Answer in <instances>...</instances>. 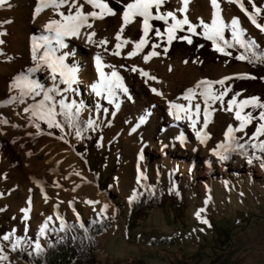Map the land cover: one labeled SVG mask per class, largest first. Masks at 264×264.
<instances>
[{
	"label": "rangeland",
	"instance_id": "obj_1",
	"mask_svg": "<svg viewBox=\"0 0 264 264\" xmlns=\"http://www.w3.org/2000/svg\"><path fill=\"white\" fill-rule=\"evenodd\" d=\"M82 2L83 11L87 13L84 0ZM131 2L132 0H113V3H106L115 15H104L103 19L89 17L88 23L92 27L81 28L88 31L95 29L97 38L93 44L102 46L100 41L105 40L110 49L108 52H112V57L108 53H102L101 58L108 68L96 72L94 80L105 81L111 77L112 72L126 81L127 76H130L131 82L127 83L125 91L116 87L109 93L106 86L100 84V98L96 99V105H90L92 109L95 106V113L86 117L82 111L78 114L75 112L73 105L77 99L69 91L71 84L66 85L58 79L56 92L50 93L53 99L45 102V105L54 106L55 121L60 127H49L46 119L33 115V106L44 99L42 91L39 95L24 97L25 108L29 111L22 114L21 125L25 130L24 137L30 139V155L35 157L39 166L35 165L36 169L31 177L25 176L24 181L20 180L15 166L5 158L6 163H1L0 152V225L16 235H30L42 227L45 229L54 224L89 217L110 218L111 226L98 236V264H264V155L228 157L222 148H218V145L229 143L225 138L229 126L234 129L232 137L245 133L246 127L242 131H235L240 125L235 113L239 110L242 116L246 115L248 105L242 106L240 101L250 99L251 93L243 91L236 96L231 111L228 110L231 98L224 95L222 100H209V124L204 149L195 135L205 119V99L200 93L208 89L207 85L196 88L197 82H214L230 77L224 81L226 83L244 75L248 71L247 67L224 60H193L186 49L166 52L165 48L153 43L152 25L145 37L147 43L143 49L137 55L129 57L133 43L144 35L143 19L135 17L124 27L121 40H116V33L123 23L124 6ZM242 2L246 10L255 16L257 24L264 27V0ZM86 5L90 12H100V9ZM183 7L184 4L178 5L174 0H164L159 9L153 7L150 11L160 13L161 9L163 13L173 12L177 19L187 18L190 24L202 20L211 25L213 19L218 18L223 22L224 28H233L232 21L235 18L242 34H247L259 46H264V31L256 24H249L243 16L231 11L226 5L220 9L221 15L210 7L207 0L199 1L196 7H186L181 12ZM59 12L68 15V6L54 9V20H60ZM117 43L121 47L119 55H114ZM88 48L86 47V52L91 55L94 48ZM153 51L157 53V57L152 56L145 62L144 57ZM93 62L96 63L94 60ZM7 65L5 59L0 58V70H4ZM140 70L151 71L154 77L171 84L172 100L180 102L182 99L185 108L193 109L197 104L200 105L198 125L191 126L194 133L188 134V146L181 150L166 145L156 156L148 152L139 156L138 149L142 139L131 125L129 108L138 100L140 90L154 104L162 108L165 104L162 97L147 93V89L139 81V78H143ZM0 74L5 72L0 71ZM136 85L138 90H135ZM219 85L221 84L213 83L210 91L218 95ZM187 89L194 90L192 102L184 99ZM78 92L80 98L85 97L83 110L87 99L88 103L89 99L95 97L92 92L88 96L84 95L82 87ZM61 101L65 105H72L71 112L86 121L85 133L74 127L72 120L68 118L69 110L61 107ZM184 114L182 124L188 125L193 118L190 119L186 112ZM33 127L37 129L33 130ZM193 147L196 148L194 154L188 153L186 148ZM61 148L66 154L53 158L56 149L60 151ZM220 153L226 155L227 159L221 160ZM246 161L251 165L248 170L235 166L236 163L243 165ZM194 162L196 167L201 168L206 164L210 167L209 172L204 175L195 173ZM218 165L224 166L225 171H218ZM149 183H158L163 188L171 184L180 186L184 191V209L179 214L168 204L154 207L134 227L128 228L125 225L126 201ZM16 186L23 192H29L27 198L12 197L11 193ZM33 200L40 203L36 211H30ZM25 201L27 208L24 209ZM50 205L51 208L54 206L53 213H57L58 207L60 220L51 216ZM200 209L204 210L200 213L201 219H206L207 224L196 216ZM162 236L168 237L169 243L154 245L148 241L151 237ZM0 256L15 260L18 264H29L26 257L10 252L6 245L0 246Z\"/></svg>",
	"mask_w": 264,
	"mask_h": 264
},
{
	"label": "bare ground",
	"instance_id": "obj_2",
	"mask_svg": "<svg viewBox=\"0 0 264 264\" xmlns=\"http://www.w3.org/2000/svg\"><path fill=\"white\" fill-rule=\"evenodd\" d=\"M174 1L178 5L183 4V0ZM199 1L203 2V0H189L187 7H196ZM77 2L78 4H83L82 0H77ZM207 3L210 4V7L214 11H216L218 15H221L220 9L224 8L223 6L226 5L228 8L231 9V11L234 10L238 14L243 16L249 24L255 25L249 19V16H253L256 20L255 16L246 10L242 0H217L218 7L215 8L213 7L211 0H207ZM241 5L243 6V9L245 11L241 10ZM41 6L43 8V5ZM36 7L37 0H6V3L0 5V41H3V43H0V58L5 59L6 63L8 64L7 66H5L6 70H0L2 72H5V74L3 75L0 74L1 163H6L3 159L5 158L7 162H9L12 166H15L16 172L18 173L20 180L23 181L25 179V176L31 177V174L34 172V169H36L35 165H38L39 162L36 161L35 157L30 155V139L24 137L25 130L22 128L21 125V117L26 107L24 104L25 96L21 98L20 90L17 88L10 89V86L15 77L19 75H27L30 79H35V81L42 84L43 91H46L50 88H54V90L51 92V94H54L56 92V85L59 79V76H57V79L53 81L50 78V73L47 68V65L40 60V57L44 55V51L42 48L37 50V59L33 60L32 58V37H37L38 39L36 43L42 44L43 41H41L39 37L48 35V33L44 29V25L47 24L50 20H54L52 16L54 8L52 7L43 8V10L39 12V14H37L34 19L33 14ZM85 9L90 12L86 4ZM88 33H95V35L92 37V42H88ZM96 33L97 32L95 29L91 31L80 29L78 37L65 36L63 38L64 47H57L55 45V42H53L52 45L55 49V57H63L64 65L67 68L76 70V79L73 83H71V88L69 91L73 93L77 99L76 102L74 101V108L76 109V107H79L80 111H82L81 113H84L86 117H89L91 114L95 113V106L92 109L90 108V105H96V99L100 98V95L96 94V89L93 88V85H96L97 89H99V86H101L100 84H106V80H94L95 74L98 71L97 64H94V62L92 63V61L94 60L96 62V57L99 56L102 65L100 71L105 70L106 68H108V65L104 63L105 61H103L101 55L102 53H108L110 56L112 53L108 52L109 48L106 44H103L102 46H97L93 44L94 39L97 38ZM82 46L84 49L82 48ZM86 47H89L91 49L94 48L91 51V55L87 54ZM154 56L157 57L156 55ZM37 64H40L39 69L30 72V69H36ZM90 66H93V69ZM91 69L94 70L93 73L91 72ZM150 72H146L148 73V76H143V78L141 79L139 78V81L141 80L142 84L147 89V93L149 92V95L153 93L156 96L162 97L165 104L163 108L157 104H154L152 101L148 100V98L145 96L144 91L140 90L138 91V100L133 106H130L129 119L131 125L135 127L137 136L142 139L140 147L138 149L139 156H141L143 152H148L150 155L156 156L166 145L178 147L179 150H181L183 147L188 146V134L192 132V121L188 125L182 124L181 118L185 115V111L172 107V105H183L181 102L182 99L179 100L180 102H178L177 100H172L171 95L173 93V86L169 83H166L164 79L162 80L161 78L158 79L154 77L153 75H151L152 73ZM40 75L41 78H38V76ZM149 77H154V79H151ZM119 78L121 85L120 88L121 90L125 91L124 89L127 87V83L131 82V77L127 76L128 81H126V79L122 78L120 75ZM108 79H111V77H109ZM80 87H82L84 95L88 96V93L92 92L93 96L95 97L89 99L88 103V99L86 98L87 101L85 103L87 105H85L86 108L83 110L82 107L84 106L83 104L85 97H79L78 90L80 89ZM138 89L139 88L136 85L135 90ZM153 89H155L156 92H154ZM43 91L41 93L42 95ZM157 92L160 94L157 95ZM10 97H17V99L13 100L11 103H8L7 101ZM150 98L151 97L149 96V99ZM21 99L23 102H21ZM191 110L193 111H191V113H188V115L189 117L191 116L193 118L192 120H195V126H197L199 112H196V108H193ZM177 115L180 116V119L176 118ZM27 119H30V116H27ZM208 124L209 122L207 123V126L203 124L199 130V132L201 133V138L203 139V142L201 144L202 149L205 148L203 144L205 143L204 140L207 139L204 137L207 133ZM32 129L36 130L37 127H33ZM198 140L199 142H201V139ZM53 143L56 144L54 141ZM195 149V147L186 148L187 152L190 154H194ZM64 154L66 153L62 148L60 149V151L56 149L53 158L56 159L58 157H62ZM63 160L64 159H62V161ZM62 161H59V163ZM192 161L193 160L191 159L190 163H192ZM193 165L194 167H196V162H194ZM235 166L237 168L242 167L243 169L248 170L251 165L250 162L246 161L243 165L236 163ZM209 170L210 167L204 164L203 168H201L200 166L196 167L195 173H200L204 175L207 174ZM217 170L220 172H224L225 168L224 166L218 165ZM27 193L29 192H23L18 186H16L11 194L13 198H20L21 196L27 198V195H29ZM39 205L40 203L38 200H33L30 205V211H36ZM25 207L27 208L26 201L24 204V209ZM53 207L54 206H52L51 208L50 205L49 211L51 216L53 215L55 216L56 220H60L61 218L59 217L60 215L58 213V207L57 213H53Z\"/></svg>",
	"mask_w": 264,
	"mask_h": 264
},
{
	"label": "trees",
	"instance_id": "obj_3",
	"mask_svg": "<svg viewBox=\"0 0 264 264\" xmlns=\"http://www.w3.org/2000/svg\"><path fill=\"white\" fill-rule=\"evenodd\" d=\"M104 3H113V0H103ZM161 14L162 10H159ZM159 13V14H160ZM157 13L153 12V15ZM152 41L165 49L166 52L186 49L193 60L220 61L224 60L230 63H241L245 65L248 71L242 76L253 78L235 77L230 81L218 86V91L224 92L228 89L225 96L233 99L243 91L251 93V97L259 98V103H264V46L256 44L247 34H242L241 39L250 46L245 48L233 40V28L227 27L223 30V41H227L232 46H227L223 41H218V47L224 49L223 52L217 51L211 40L204 36L203 25H210V22L196 20L191 24L195 32L188 31V25H183L174 33L171 43L168 41V34L165 28L172 23L168 18L166 24L163 20L153 19ZM159 30L161 35H156ZM182 37H189L191 43ZM228 53V54H225ZM255 53V55H253ZM245 56V59H237V56ZM259 57V59L257 58ZM251 61V62H250ZM238 94V95H237ZM261 111L264 109L249 104L246 109V115L251 114L253 119L247 124L245 133L241 136H234L230 141L231 150L226 152L228 157L238 156L240 158L252 157L258 154L264 155V151L253 145H259L264 141V133L253 136L259 124L264 123L259 119ZM72 113V124L74 127L85 133L86 121L77 114ZM243 144V148L238 145ZM168 204L171 209L177 213H182L184 209V191L176 185L163 188L158 183H149L142 190L136 191L126 201L125 225L132 228L137 221L144 216L147 211L154 207H163ZM112 220L107 217H89L80 221H70L64 224H54L44 229L40 233L38 229L34 234L16 235L7 227L0 225V246L6 245L10 252L16 255H22L27 258L29 264H98V236L111 226ZM5 235L9 236L4 240ZM149 243L154 245H165L169 243V238L162 236L160 238H149ZM39 243L40 250H36V244ZM14 244H17L15 248ZM0 264H18L15 260L7 258L0 260Z\"/></svg>",
	"mask_w": 264,
	"mask_h": 264
},
{
	"label": "snow or ice",
	"instance_id": "obj_4",
	"mask_svg": "<svg viewBox=\"0 0 264 264\" xmlns=\"http://www.w3.org/2000/svg\"><path fill=\"white\" fill-rule=\"evenodd\" d=\"M164 2V0H132L131 3H128L127 5L124 6V11L122 13V20L123 23L121 24L120 31L116 33V40L120 41L121 40V33L124 30V27L131 23L132 20L135 17H142L143 19V32L144 35L141 36L140 40L138 42L133 43V50L128 53V56H134L137 55L140 50L143 49V46L147 43V40L145 37L148 35V32L151 30V24L150 21L153 19L156 20H163L165 23H168V18H171L172 23L170 24L169 27L165 28V32L168 34V41L171 43L172 39L174 38V33L177 29L181 28L183 25H188V31L189 32H195V29L192 27V25L189 23L187 18H184L182 20L177 19V17L174 15L173 12H168L166 14H159L157 13L156 15H153V13L150 11L153 7L159 9L161 4ZM6 3V0H0V5ZM85 4L91 5L94 9H100V12L97 13L96 11L92 12H87L85 13L83 11V4H78L77 0H37V7L34 11L33 18L35 19V16L39 14L43 10V8L47 7H52L56 10H59L60 8L64 7L65 5L68 6L69 12L68 15H65L63 12H59L60 15V20H50L47 24L44 25L45 31L48 33L46 36L39 37L41 41H43L42 44H37V37L33 36V47H32V52H33V60L37 59V50L42 48L44 51V55L40 57V60L43 61L49 70L50 73V78L55 81L57 79V76H59V79L61 80L62 83L66 85H70L73 83L76 79L75 77V69H70L67 68L64 63H63V57H55V49L53 48V42H55V45L57 47H64L63 43V38L65 36H74L78 37L80 33V29L87 27L91 28L92 24L88 23L89 17L94 18V19H103L104 15H115L113 10L108 7L106 3L103 2V0H84ZM189 3V0H183L184 7L180 9L181 12L186 10V7ZM211 3L213 7H218L217 5V0H211ZM43 5V8L42 6ZM74 9V12H73ZM241 10L245 11L243 9V6L241 5ZM257 12L259 10H256ZM247 14V13H246ZM215 17V14H214ZM249 19L252 21L253 24H256V20L254 19L253 16H249ZM238 21L234 18L232 21L233 25V31H232V36L233 40L235 43L240 44L242 47H249L251 42L246 44L242 39V33L238 30L237 28ZM258 28L261 29V31H264V27L260 26L259 24H256ZM204 27V36L206 39H209L212 41L214 48L217 51L223 52L224 49L222 47H218V41H223V30H224V25L223 22L220 21L218 18H214L212 21L211 25H203ZM95 35V33H88V42H92V37ZM156 35L160 36L161 33L159 30H156ZM182 39H186L188 43H191V39L189 37H182ZM224 44L227 46H232L228 44L227 41H223ZM0 43H3V41H0ZM105 40H101L100 44H105ZM124 43H130V41H124ZM121 47L120 43L116 44V51L113 53L114 55H119V49ZM155 47V45L153 46ZM167 51V49H165ZM228 54V53H225ZM157 55L156 52H149L148 55L144 57L145 62L148 61V59L151 56ZM255 55V53H253ZM246 57L241 55L237 56V59H245ZM259 59V57H257ZM251 62V61H250ZM96 64H97V71L100 72V69L102 67L100 58L99 56L96 57ZM40 64L36 65V69H30L29 71H35L39 69ZM136 69L134 68L133 71ZM140 73L142 76H148V73L143 72V70H140ZM151 79H154V77H149ZM240 78H253L254 77H248V76H242ZM230 79V77H224L222 80L219 81H198L196 84V88H200L204 85L208 86V89L206 91H203L200 93L201 96L204 97L205 99V119H204V125L207 126L208 121V107H209V100H212L213 102L217 100H222L223 96L226 94L228 89H225L224 92L217 94H213L210 91V87L213 83H218L223 85L224 81ZM107 88V91L109 93L112 92V90L116 87H121L120 85V78L117 75L116 72H112L111 74V79H106V84L104 85ZM11 88H17L20 90V97L28 96V95H39L41 91H43V85H41L39 82L34 81L30 79L27 75H19L14 78L10 89ZM93 88L96 89V94L100 95L101 90L97 89L96 85H93ZM54 90V88H50L46 91H43V96L44 99L34 105V110H33V115L37 116L40 119H46L49 127H60V124L55 121V111H54V106L53 107H46L45 102L47 101H52V96L50 93ZM154 92H156L155 89H153ZM159 95L160 93H156ZM195 93L193 89H187L185 94H184V99L191 101V99L194 97ZM238 95V94H237ZM17 99V97H10L9 100L7 101L8 103H11L13 100ZM235 101V97H233L232 100L228 101V110H232V105L233 102ZM21 102L22 99H21ZM61 107L64 109H68V118L71 120L72 113V105H65L63 101L60 102ZM249 104H252L253 106H258L262 109H264V103H259V98L257 97H251L248 100H243L240 101V105L242 106H247ZM240 105L237 106L239 109ZM172 107H175L179 110H183L186 113H191V109L185 108L183 105H172ZM196 112H199L200 105L197 104L195 106ZM25 112H28L29 109L25 108ZM80 111L79 107H76L75 112L78 114ZM171 114V113H170ZM177 119H180V116L177 115ZM235 118L240 121L239 128L235 129V131H242L248 123L251 122L253 119L252 115L249 113L247 115L242 116L241 112L239 110L236 111L235 113ZM191 119V116H190ZM259 119L261 121H264V111H261ZM91 123V122H89ZM195 120H192L191 126H195ZM234 129L232 126H229L228 130L225 132V138L226 141H229V143H224L221 145H218V148H222L223 152L226 153L231 150V144L230 141L233 139L232 137V132ZM261 133H264V123L259 124V126L256 128V131L253 133V136H257ZM77 135H79V132H77ZM197 138L201 139V142H203V139L201 138V133L197 132L196 133ZM206 138V136L204 137ZM259 147L261 151H264V141H262L259 145H253V147ZM239 148H243L244 145L240 144L238 145ZM219 158L221 160L227 159V156L224 155L223 153L219 154ZM87 203H94L93 201H87ZM203 209H200L197 213L196 216L198 219H201L200 213L203 212ZM201 222L204 224H207L208 221L206 219H201ZM44 232V228L42 227L40 229V233ZM4 240H8L9 236L5 235L3 237ZM18 246L17 244H14L13 247L15 248ZM36 250H40V245L39 243L36 244ZM6 257L0 256V260L5 259Z\"/></svg>",
	"mask_w": 264,
	"mask_h": 264
}]
</instances>
